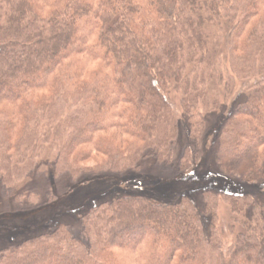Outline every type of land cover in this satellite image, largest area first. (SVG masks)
<instances>
[{"label": "trees", "instance_id": "trees-1", "mask_svg": "<svg viewBox=\"0 0 264 264\" xmlns=\"http://www.w3.org/2000/svg\"><path fill=\"white\" fill-rule=\"evenodd\" d=\"M237 74L256 80L207 145L206 115L192 118L199 104L227 105ZM263 75L264 0H0V213L6 199L17 211L45 207L83 173L172 165L171 91L191 141L179 171L207 148L217 175L264 184ZM49 163L43 194L25 190ZM127 188L87 204L78 235L59 224L22 236L16 215L0 214V264H264V195L155 201ZM219 198L241 227L226 248Z\"/></svg>", "mask_w": 264, "mask_h": 264}, {"label": "rangeland", "instance_id": "rangeland-1", "mask_svg": "<svg viewBox=\"0 0 264 264\" xmlns=\"http://www.w3.org/2000/svg\"><path fill=\"white\" fill-rule=\"evenodd\" d=\"M227 52L228 49L225 48V54H227ZM227 57L228 55L225 56V58ZM255 80L256 78H247L243 75L240 76L237 74L233 81V93L230 97V104H222V106L218 107L220 109L213 112L207 111L208 109H206V106L203 104L198 105L196 110L197 113L192 119H194V122H197L200 119V116H203V112L206 115V120H208V122L206 123L205 131H203L204 138H206L205 144H209L211 141L214 134L213 132L217 130L221 120L224 119V116L227 114V110L235 105L232 103L241 101L244 98L245 93L248 92V88ZM167 97L170 102V110H172V114L179 121L180 127L177 133L178 137L176 144L173 146V158H171L173 160L172 165H160L153 162H147L139 172L130 174L106 173L94 176L90 175L91 173L89 172L83 173V177L75 186H73L72 190L58 200L55 199L52 203H48L45 207L35 208L34 210L32 208L27 211L28 213L26 211H17L14 209L13 202H9V200L6 199L3 202V210L0 214H3L4 218L6 217L5 215L10 212L16 215L17 219H19L16 221V225H20L18 229H21L22 236L28 231L27 227L29 225L34 228L37 227L36 230H46L59 226V224L73 226L72 231L74 234L78 235L80 225L79 218L82 214L81 211H83V208L86 207L87 204L93 201L110 199L120 190H128L127 186L130 187L131 185L136 189L132 192L142 190V194L155 201L178 199L181 194L188 196L193 195L194 198H196V195L199 194L202 189L223 190L230 193L255 195L258 198H262L264 195V184L258 185L257 183L239 182L235 181L233 178L231 179L229 177L226 178L217 175L213 157L208 155L207 148L202 151V156L199 157L200 160L195 165V168L190 171H179V165L183 161L182 157L184 151L186 147L191 146V141L189 134H187L188 126L183 115V110L181 109L182 105L180 104L181 97H179V93L171 91L168 93ZM51 156H55V154H52ZM51 160L52 158H50V161ZM95 160H98L99 162L102 161L101 158L100 160L96 158L92 161H85L82 165L94 168L98 164H96ZM47 168L51 169V164L50 166L45 167V169H42L43 171H40L39 174L35 175L30 185H26L27 188L25 190L32 193L43 194V188H45L44 185L47 184L44 180V173ZM62 179L60 178V181H62ZM59 187H62V185H59ZM33 196L30 200H37L35 195ZM193 202L198 204L194 200ZM217 212L218 218L216 219L219 240H221L220 243H222V246L226 248L231 244L230 242L233 241L235 236L234 234L238 232L241 227L238 224L234 225V217H236V215L232 213L228 202L221 198H219L218 201ZM245 215L246 214L243 213L240 217L244 218ZM10 225L12 229L10 232L13 230L16 232L17 230L12 227L13 225ZM232 225L235 226L233 229L234 231H231ZM3 226L4 224L0 227L3 228ZM4 231H6V229H0L1 233Z\"/></svg>", "mask_w": 264, "mask_h": 264}]
</instances>
